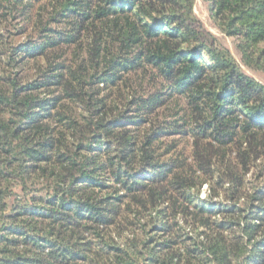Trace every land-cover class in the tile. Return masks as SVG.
Returning a JSON list of instances; mask_svg holds the SVG:
<instances>
[{"label": "trees", "instance_id": "obj_1", "mask_svg": "<svg viewBox=\"0 0 264 264\" xmlns=\"http://www.w3.org/2000/svg\"><path fill=\"white\" fill-rule=\"evenodd\" d=\"M0 0V264H264V0Z\"/></svg>", "mask_w": 264, "mask_h": 264}, {"label": "rangeland", "instance_id": "obj_2", "mask_svg": "<svg viewBox=\"0 0 264 264\" xmlns=\"http://www.w3.org/2000/svg\"><path fill=\"white\" fill-rule=\"evenodd\" d=\"M194 12L197 19L201 22L203 27L211 34H213L223 46L227 47L230 50V52L233 54V56L239 61V55L235 50L232 39L225 36L213 24L208 3L204 2L203 0H195ZM244 70L246 71V73L257 79L258 81L264 83V76H261L245 67Z\"/></svg>", "mask_w": 264, "mask_h": 264}]
</instances>
